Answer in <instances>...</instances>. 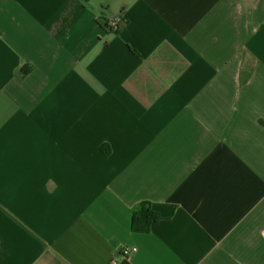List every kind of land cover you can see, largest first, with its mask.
I'll return each mask as SVG.
<instances>
[{
    "label": "crops",
    "instance_id": "crops-1",
    "mask_svg": "<svg viewBox=\"0 0 264 264\" xmlns=\"http://www.w3.org/2000/svg\"><path fill=\"white\" fill-rule=\"evenodd\" d=\"M114 258L264 264V0H0V264Z\"/></svg>",
    "mask_w": 264,
    "mask_h": 264
},
{
    "label": "trees",
    "instance_id": "trees-1",
    "mask_svg": "<svg viewBox=\"0 0 264 264\" xmlns=\"http://www.w3.org/2000/svg\"><path fill=\"white\" fill-rule=\"evenodd\" d=\"M161 221L154 205L145 202L132 214L131 230L136 234H149L152 228Z\"/></svg>",
    "mask_w": 264,
    "mask_h": 264
},
{
    "label": "built area",
    "instance_id": "built-area-1",
    "mask_svg": "<svg viewBox=\"0 0 264 264\" xmlns=\"http://www.w3.org/2000/svg\"><path fill=\"white\" fill-rule=\"evenodd\" d=\"M121 24H122L121 18L109 20L107 22V29L112 33H118L121 29ZM135 251H136L135 248H125L120 253V257L126 258L127 256L130 255V253L135 252ZM111 264H119V259H115V258L112 259Z\"/></svg>",
    "mask_w": 264,
    "mask_h": 264
}]
</instances>
